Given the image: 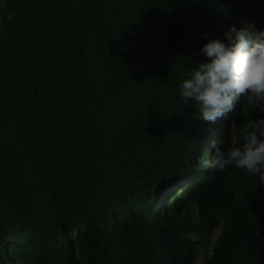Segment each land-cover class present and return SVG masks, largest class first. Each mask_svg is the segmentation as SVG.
<instances>
[{
    "label": "trees",
    "instance_id": "obj_1",
    "mask_svg": "<svg viewBox=\"0 0 264 264\" xmlns=\"http://www.w3.org/2000/svg\"><path fill=\"white\" fill-rule=\"evenodd\" d=\"M244 20L264 29V0H0V249L6 234L27 264H93L99 223L56 236L134 200L130 264H264V180L197 158L264 113L241 100L213 124L179 96L201 46Z\"/></svg>",
    "mask_w": 264,
    "mask_h": 264
},
{
    "label": "clouds",
    "instance_id": "obj_2",
    "mask_svg": "<svg viewBox=\"0 0 264 264\" xmlns=\"http://www.w3.org/2000/svg\"><path fill=\"white\" fill-rule=\"evenodd\" d=\"M204 36L207 39V33ZM225 37L227 44L213 38L201 46L200 52L207 59L195 64L179 89L182 106H187L189 100L194 101L200 118L213 124L229 113L233 115L241 100H245L252 109L264 113V29L257 30L254 22L244 20L240 27L230 25ZM209 131L215 136V129ZM240 133L243 137L241 147L225 148V140L211 139V151L206 150V155L197 157L202 170L221 172L233 166L252 174H260L261 180H264V117L250 119L240 129ZM86 178V188L94 192L102 188L93 171H87ZM168 180L163 177L156 185V197L173 187ZM114 193L117 196L121 194L117 190ZM136 204L134 200L116 202L108 206L109 216L102 212L95 222H73L71 229L62 227L61 233L56 236L57 244H66L70 248L81 231L97 222L108 239L102 241L99 252L85 258V262L102 264L104 259H108L112 260L110 264H130L124 249L138 244L127 241L126 236H121L119 232H124L121 224L136 215ZM108 223L116 228L109 230L107 236ZM1 241L0 264H27L12 248L16 245V238L4 234L1 235Z\"/></svg>",
    "mask_w": 264,
    "mask_h": 264
},
{
    "label": "bare ground",
    "instance_id": "obj_3",
    "mask_svg": "<svg viewBox=\"0 0 264 264\" xmlns=\"http://www.w3.org/2000/svg\"><path fill=\"white\" fill-rule=\"evenodd\" d=\"M166 198H167V196H162V197L157 199L156 203L161 202V201L165 200ZM111 262H112V260L104 259L102 261V264H110Z\"/></svg>",
    "mask_w": 264,
    "mask_h": 264
}]
</instances>
